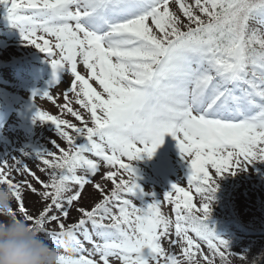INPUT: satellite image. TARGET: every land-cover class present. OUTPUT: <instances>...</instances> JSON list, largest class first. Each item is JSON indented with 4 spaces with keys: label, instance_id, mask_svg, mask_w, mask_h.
I'll use <instances>...</instances> for the list:
<instances>
[{
    "label": "snow or ice",
    "instance_id": "1",
    "mask_svg": "<svg viewBox=\"0 0 264 264\" xmlns=\"http://www.w3.org/2000/svg\"><path fill=\"white\" fill-rule=\"evenodd\" d=\"M0 9L26 45L47 54L55 79L64 68L72 77L59 107L78 124L36 106L37 97L55 103L50 91L33 94L34 120L50 122L66 144L34 150L47 181L21 159L0 160V184L17 205L12 214L58 250V264L246 260L248 251L231 250L207 221L217 178L264 161V0H0ZM166 134L187 164V188L173 183L161 198L143 192L134 162L151 159ZM101 164L111 189L94 180ZM89 184L101 199L77 207L80 218L67 224ZM25 188L44 203L35 216ZM165 239L180 252L166 250Z\"/></svg>",
    "mask_w": 264,
    "mask_h": 264
},
{
    "label": "rangeland",
    "instance_id": "2",
    "mask_svg": "<svg viewBox=\"0 0 264 264\" xmlns=\"http://www.w3.org/2000/svg\"><path fill=\"white\" fill-rule=\"evenodd\" d=\"M0 44L4 47H8L9 45L23 46L24 52L37 49L26 45L22 41L20 29L7 17H4L0 22ZM24 55L27 58V63L20 62L0 72V99L3 95H7L16 104L15 112L11 115L9 122L0 134V160L8 159L9 164L13 163L11 159L13 157L21 159L24 163L26 161L28 163L27 165H31L29 168L36 176L38 175L41 180L47 181V174L40 171V168L43 167L42 163L34 158V150L51 149L47 145L48 140H56L57 136L53 137L55 135L52 129L54 126L50 122H41L38 119L34 120L36 112L34 103L38 108L47 111L51 115H57L62 119L74 122L75 119L69 114L62 113L59 107L65 103L63 93L70 87L72 77L70 71L64 68L56 73L58 80L55 79L47 54L39 50L37 53L29 52L24 53ZM79 70L82 74H86L82 66L79 67ZM45 91L51 92L55 103L42 97H37L33 103V94H42ZM72 107L76 108L78 106L73 103ZM1 112H3V108L0 104V113ZM29 151H31L33 155L23 156L24 152ZM143 162L145 163L144 167L147 169L146 178H144L143 182V192L145 194L154 193L157 197L161 196L162 198V194L169 191L173 183H181L187 188V182L185 181L188 171L187 164L181 158L177 141L172 135L166 134L163 144L157 149L153 157L151 159L144 157ZM252 164L264 166V161H253L247 164L246 167L243 168V171L249 172ZM104 169V165L101 164L99 174L94 177L96 182L102 180L100 173H102ZM13 176L17 181L26 180L31 182L38 190H43L30 175H22L13 172ZM83 193L84 196L81 198L80 203L84 206L90 205L94 199L91 198L96 194L98 195V192L95 191L90 184L85 187ZM23 197L24 201L30 207V214L33 216L37 215L39 212H36L35 209L37 208L38 195L35 196V194L25 188ZM197 197H199V195L194 193V200H196ZM144 199L145 201H150L151 196L145 195ZM81 204L78 203L76 207H73L74 209L71 213L79 215L76 209ZM162 211L166 215L173 216L174 218L171 206L166 204L162 205ZM256 216L259 220L262 215H259L258 212ZM91 247L92 245L89 246V249ZM163 247L166 250L175 251L176 253L180 249L179 246L172 249L167 239L163 241ZM236 248L241 249L242 246H236ZM144 254L147 257V249L144 250ZM96 259L98 260L99 257H96Z\"/></svg>",
    "mask_w": 264,
    "mask_h": 264
},
{
    "label": "clouds",
    "instance_id": "3",
    "mask_svg": "<svg viewBox=\"0 0 264 264\" xmlns=\"http://www.w3.org/2000/svg\"><path fill=\"white\" fill-rule=\"evenodd\" d=\"M11 189L0 184V264H58L59 252L39 236L23 218L13 215ZM66 250L72 251L70 243Z\"/></svg>",
    "mask_w": 264,
    "mask_h": 264
},
{
    "label": "trees",
    "instance_id": "4",
    "mask_svg": "<svg viewBox=\"0 0 264 264\" xmlns=\"http://www.w3.org/2000/svg\"><path fill=\"white\" fill-rule=\"evenodd\" d=\"M58 142L60 146L66 147V144L62 139L58 140ZM54 151H57V150L54 148ZM217 183L219 187H218V190L214 193V199L212 200V203H211V216L208 220L209 222H212V229L214 230V232L216 233L220 230H223L224 228L222 227L226 226L228 222L229 224H231L232 229H238L239 226H241L240 228L242 231V233H240L241 236L246 235V234L247 236H249V234H252V232H264V228H260L261 226H258V223L252 218L254 216H252L251 213L242 214L240 213L239 208L238 210L234 208L235 202L229 196L228 189L225 192L224 191L221 192L220 186L225 185V188H226L227 183L222 182L220 178H217ZM24 205L26 209L30 210L29 205H27L25 201H24ZM43 207H44V203L41 202V198L38 196L37 197V208L35 209V211L39 212L40 210H42ZM79 207H82V205ZM13 208L14 209L17 208V205L15 202H14ZM77 218H78V215H76L75 213H71L69 214V217L67 218L66 222L72 223L75 220H77ZM261 223H264V219L261 221ZM237 237L239 238V240L242 239V237H239L238 235ZM223 239L227 240V238H223ZM227 241L229 242L230 249L233 251H236L238 240H235L234 242H232V239H229ZM248 242H249L248 240H244L243 243L246 244L245 245L246 248L244 250H241V252H236V253H243L245 250H247L248 252L245 253L246 260L242 261L236 256H231L230 259L232 261V264H264V247H262L261 244H256V245L250 244V243L248 244ZM208 251L205 250L203 252L208 255ZM201 264H205V262L201 260ZM215 264H220L219 258L216 259Z\"/></svg>",
    "mask_w": 264,
    "mask_h": 264
}]
</instances>
